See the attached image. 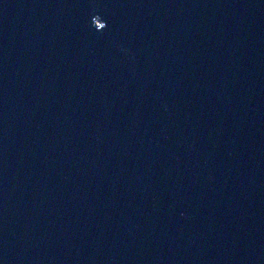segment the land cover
<instances>
[{
    "label": "water",
    "instance_id": "95a60500",
    "mask_svg": "<svg viewBox=\"0 0 264 264\" xmlns=\"http://www.w3.org/2000/svg\"><path fill=\"white\" fill-rule=\"evenodd\" d=\"M0 264H264V0H0Z\"/></svg>",
    "mask_w": 264,
    "mask_h": 264
},
{
    "label": "snow or ice",
    "instance_id": "6c2138e0",
    "mask_svg": "<svg viewBox=\"0 0 264 264\" xmlns=\"http://www.w3.org/2000/svg\"><path fill=\"white\" fill-rule=\"evenodd\" d=\"M104 27H106V25Z\"/></svg>",
    "mask_w": 264,
    "mask_h": 264
}]
</instances>
